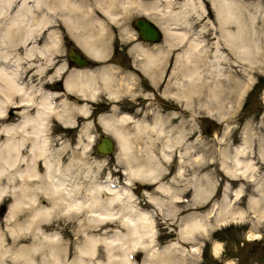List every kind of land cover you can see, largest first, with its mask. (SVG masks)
Instances as JSON below:
<instances>
[{
    "label": "bare ground",
    "instance_id": "obj_1",
    "mask_svg": "<svg viewBox=\"0 0 264 264\" xmlns=\"http://www.w3.org/2000/svg\"><path fill=\"white\" fill-rule=\"evenodd\" d=\"M161 1L165 5L160 9ZM137 12L162 30L166 39L161 45L149 47L137 42L134 36L126 34L127 19ZM156 14L164 17V22L154 18L153 15ZM189 15L197 17L198 21H206L216 32L204 48L200 46V40L188 36L191 32ZM58 20L64 23L65 35L88 57L99 62L91 69L75 68L66 71L62 83L65 92L74 94L72 101L58 98L57 93L40 90L37 94L29 92V83L20 82L17 76V65L19 67L21 62L29 64L34 72L42 75L50 69L49 80L58 75L65 62L55 65L52 53L59 48L61 36L50 26L58 24ZM255 23L260 25L256 27ZM174 25L175 29L181 28V32L172 31L171 27ZM111 26L117 27L119 33H123V39L127 37L126 41L132 52V64L137 66L142 77L149 80L152 88H157L158 80L165 78L163 90L170 87L167 90L168 95L182 109L190 106L192 99L197 97V104L209 114L213 108L220 109L224 99L222 97L230 95L229 88L239 81L235 82L230 77L227 91L223 89L222 93L220 81L216 79L219 74L216 72L223 71L225 76L229 75L226 68L235 67L231 59L245 65L252 61V57L257 58L259 54L255 49L259 39L261 46L258 47L264 49V0H182L176 3L173 0H92V3L87 0H0V198L6 195L10 202L8 217L5 220L0 219V264H92L99 258L106 260L99 264H136L135 260L141 254L144 255L142 264H156L161 261V255L154 248V217L149 211L130 201L132 197L130 198L129 188L133 180L141 186L151 183L153 192L172 199L168 213H181L179 205L182 206L184 198L180 192H173L170 182L162 180L166 172L162 163L171 160L172 145L176 141L182 142L184 131L174 139L167 130L163 133L157 113L150 123L143 118L133 119L124 112L99 118L103 131L109 133L117 142L121 154L117 163L121 164L113 172H107L104 180L98 181L94 178V185L88 182L89 186L71 181V175L64 171L70 169L71 162L63 165L61 157L52 160L47 153L44 131L48 127L49 116L62 126H73L74 120L78 119L75 118V112L81 117L87 115L86 100L92 101L100 93L111 104L110 108L114 109L120 94L119 87H128L131 83L129 81L137 76L133 73L134 70L122 73L108 64L111 61L108 46L114 42L108 39L111 37ZM178 42L184 45L186 43V48L183 46L180 51H171V48L177 47ZM251 52L254 53L252 56ZM208 54L214 61L215 78H207L209 76L206 77L198 71L200 64L210 62ZM170 55L173 59L172 66L168 62ZM8 67L12 69L9 70ZM176 75L179 81H171ZM163 90L162 93L165 94ZM54 96H57V102H54ZM172 111H169L171 116L175 114ZM218 114L216 112V116ZM125 121L130 122L137 135H140L136 138L139 139L141 135L147 137L149 144L144 151L145 159L141 157L144 161L135 159L130 147L133 144L130 145L127 140L125 126L122 129L117 125ZM151 133L155 137H167L160 143L159 152L161 151L163 159L159 155L156 157L157 153L154 155L152 148L149 149V145L154 143L152 138H155ZM86 137V145H90L94 137L90 134ZM247 152L236 149L235 167L223 168L229 178L225 184L226 193H229L232 183L246 179L249 173L250 180L254 169L257 170L253 161L241 160ZM182 155L178 154L177 177H183ZM259 157L264 160L262 150ZM262 167L261 163L258 171ZM101 168L102 164L97 163V174ZM120 168H123L122 185L115 183L110 177V173H117ZM93 174L87 175L86 179L91 176L93 178ZM146 195L149 202L160 205L157 198L148 193ZM224 198L220 208L217 207V210L213 209L205 215L207 223L212 219L217 224L226 223L244 214L234 210L233 203L227 199L228 194ZM248 207L256 213L257 208L253 203ZM258 215L260 219L264 218V210ZM198 225L195 222L190 226L193 229ZM68 227L73 228L71 233L77 238L83 237L82 245L67 246L54 238L63 230L68 231ZM181 235L184 242V233ZM107 237H116L118 241L107 243L104 241ZM186 240H194L190 232ZM219 248V243L215 244L214 252ZM111 254L114 256L111 257ZM71 256L72 261L67 263ZM162 256L164 264H171L167 252Z\"/></svg>",
    "mask_w": 264,
    "mask_h": 264
},
{
    "label": "rangeland",
    "instance_id": "obj_2",
    "mask_svg": "<svg viewBox=\"0 0 264 264\" xmlns=\"http://www.w3.org/2000/svg\"><path fill=\"white\" fill-rule=\"evenodd\" d=\"M87 1L92 3V0ZM173 1L176 3L182 0ZM164 5L165 2L161 1L160 9ZM138 17H143V15L139 12L133 13L127 19V24H125V26L127 30L126 34L128 36H134L137 42H140L142 40L139 38L137 30L133 25L134 19ZM153 17L158 18L162 22H164L165 19L159 14H156V16L153 15ZM209 20L211 21L212 18L210 17ZM189 21L191 32L188 36H190V38L196 37L197 40H200V46H202V48L206 47L211 37L216 35L214 28L207 24L206 21H198L197 17L192 15H189ZM57 23L58 24H55L56 26L54 24L50 26L51 29L58 33L59 37L61 36L60 41L62 42L59 44V48L56 49L57 51L55 50L57 53H60L62 50L61 46L63 47L64 44L72 41L65 35L64 23H62L61 20ZM259 25L260 23L254 24L256 27ZM171 28L172 31L174 30L177 32H181L182 30L178 27L175 29V25ZM117 31V27L111 26L110 32L112 34L110 33L111 37L109 36L108 39L115 41L117 45H121L120 42H127V37L123 39L121 35L123 33ZM164 39H166L165 35H162L157 44L144 45L156 47L161 45L162 42L165 41ZM186 41L187 40H185V42ZM257 44L255 52H258L259 56H257V58L252 57V61H250L249 64L244 65L231 59L235 67L226 68V66H224L226 68L225 71H227L229 75L225 76L226 73L223 71H220V73L216 72L219 74L216 75V79L220 81L222 93L223 89L227 91L230 77L235 82L237 80L239 81L229 88L230 95L222 97L224 98L222 99L223 102L221 101L222 108L221 106L220 109L217 110L213 108L209 114L206 113V109H203L199 103L197 104V97L192 99L191 107L184 106V109H182L179 103L175 102L168 95V91L171 88L168 87L166 90H163L162 87L165 84V78H163L164 80H158L159 85L157 88H152L150 85H148L150 88H143V77L140 74V77L135 76L133 80L131 79L129 81V83H131L128 87H124L123 85L119 87L120 94L118 95L115 106H113L114 109L110 108L111 104L107 103L104 96L100 93L94 100H86L88 104L87 115L81 117L75 112V118L78 119L74 121L75 125L73 126H62V124L52 116L48 118V127L46 126L47 128H45L44 131V135L46 134L47 153L52 160L55 159V157H61L63 165L66 164V162H71L70 169H64V171L71 175V181H77L76 183L82 186H89L90 183L93 184V180H96L94 178H97L98 181L104 180L107 172H113V170L118 168L121 164L117 163L121 159V154H119L117 146L115 147L116 150L108 155H103L94 148V143L98 135L103 133L110 135L103 131L99 123V118L108 114L116 115L118 112H124L131 115L133 119L143 118L145 122L150 123L153 117L156 116L154 114L157 113L156 117H158V123L163 133L167 130L166 132L170 133L169 136L174 139L177 137L176 135L184 131L182 138L185 137L182 139V142L180 143L179 141L178 143V141H176L172 145L171 160L167 162L163 161L162 163L166 170L165 176H162V180L170 182L173 192H180V195L184 198L182 206L179 205L182 209L181 213H168V209L172 205V199L164 196V194L153 192L151 183L141 186L139 182L133 180L129 188L131 194L130 198L132 197L130 201L134 202L142 209L149 211L154 217L156 227L154 237L156 245L154 248H156L158 254L161 255V261L156 262V264H164L162 255H164L165 252L168 253L171 264H179L180 262L181 264H264V218L260 219L258 217V213L264 210V160L259 157V152L261 150L264 152V49L261 47L259 49L258 47L261 46L260 39ZM185 45L184 43L180 44V42H178L177 47L175 48L174 46V48L170 50L177 52L184 47L186 48ZM56 52L52 53V58L57 57ZM223 52L225 53V51ZM253 54L254 53H252L251 56ZM207 57L210 62L207 61L206 64H200L198 71L206 77L209 76L207 78H213L214 61L213 58L209 57V54ZM168 62H170L172 66L173 59L171 55L169 56ZM19 67H23L26 73L31 72L28 70L30 66L27 63L21 62ZM28 76V79H30L27 82L29 83V92L37 94L40 90L41 92L56 93L55 88H53V81L51 79L49 80L45 75H41L32 70V74ZM176 76L173 77L171 81L177 79L178 75ZM227 78H229V80ZM185 81L187 80L185 79ZM130 90H132V92ZM162 90L165 94L162 93ZM129 96L132 98H129ZM60 97H62V95H58V98ZM58 98L54 96V102H57ZM221 109L224 110L222 111ZM168 110H174L172 114L175 113V116H171ZM216 112L217 114L219 113V117L216 116ZM169 116L172 118H169ZM216 117L218 118L216 119ZM116 124L117 123H115V125ZM84 125L87 128L84 127ZM117 125L122 129L124 126H127L126 128L124 127V131L125 133L127 132V140L130 141V145L133 144L130 146L132 148L131 153H134L133 155L136 156V158H134L137 161H144V153H146L144 151L147 150L149 144L147 137L141 135L139 139L136 138L140 135H137L135 129L128 121L118 123ZM87 134L94 137L90 145H86ZM135 134L136 136H134ZM152 137H155V135L152 134ZM165 138L167 137L156 136L152 138L154 143L149 145V149L152 148L154 155L157 153L156 157L159 155L160 159H163L161 151L159 152L161 147L160 143L164 142ZM142 141L145 142L146 146ZM115 143L117 145L116 140ZM85 145L86 147L84 148L83 146ZM143 148L145 150H143ZM238 148L248 151L247 155L241 160L253 161L257 170L255 171L254 169L253 177L250 180L248 179L251 175L249 173L246 179L243 178L242 180L232 183L233 185H231L229 193H226L225 184L229 178L225 175L223 168L231 169L235 167L234 155L235 150ZM138 150H140V153ZM179 153H181V155L184 153L182 155L184 156V164H182L181 170L183 177H177L176 174ZM141 157L144 159H141ZM97 163L102 164V168L98 174L96 171ZM261 163L263 167L258 171V167ZM122 171L123 168H120L117 173H110L111 180L119 185H122V181L124 180ZM91 173H94L93 178L91 176L90 179H86L87 175L89 176ZM170 178L173 179L171 180ZM145 192L157 198L160 205L156 206L149 202L148 196L146 195L147 193ZM227 194V199L230 200L231 204L233 203L232 207L234 210L244 212V214L242 216L238 215L226 223L222 222L221 224H217L214 219L207 223L205 215H207L208 212H212L213 209L217 210V207L223 204V198ZM236 194H238V196ZM236 196L241 198L238 199ZM224 201H226L225 198ZM234 201L238 202L234 203ZM9 203L6 195L0 198L1 220H5L8 217ZM252 203L257 208L256 213H253L248 207V205ZM195 222L199 224L197 226L199 228L195 226L191 229L192 226L190 225ZM62 227L64 228L65 226ZM72 229V227H68V231L63 230L54 238L67 246L71 244L73 247L82 245L84 243L83 237L77 238L71 233ZM189 232L194 238L192 241L186 240ZM53 233H55V231H53ZM182 233H184L185 236L184 242L181 235ZM104 241L113 243L117 242L118 239L116 237H107ZM217 243H219L220 248L217 252H214V246ZM112 256L114 255L111 254V257ZM136 259V264H142L144 255L141 254L137 256ZM71 261L72 256L68 258L67 263ZM99 262L105 263L106 260L104 258L95 259L92 264H99Z\"/></svg>",
    "mask_w": 264,
    "mask_h": 264
},
{
    "label": "flooded vegetation",
    "instance_id": "obj_3",
    "mask_svg": "<svg viewBox=\"0 0 264 264\" xmlns=\"http://www.w3.org/2000/svg\"><path fill=\"white\" fill-rule=\"evenodd\" d=\"M133 25L135 26V19L133 21ZM139 38H140V36H139ZM61 42L62 41H60V44H61ZM114 42L109 43V46H108V51L109 52L111 51L110 53L108 52V56L111 59V61H109L108 64L112 65L113 67H116V69L118 71H121L122 73L129 72V71L130 72H133V70H134L133 73L135 75H137L138 77H140V73L138 71L139 69L137 68V66H135L134 64H132V52L129 50V45H128L129 43H127V42H120L121 45H117V43H114ZM140 42H142V44L155 45L159 41H157V42L140 41ZM70 46L71 47H76V45L73 42H68V43L64 44L63 47L61 46V48H62L63 51L61 50L60 53H57V57L52 58V60L55 61V63H56L55 65H57L58 63H62L63 64L64 62H65V64L60 69V72L58 73V75H55V77L54 76L51 77V80L53 81L52 83H54L53 84V88H55V90H56L55 92L57 93V95H62L63 94L62 97H60V98H64L66 100L72 101V100H74V97H75V96H73L74 94L73 93H69V92H65L64 91V88H63V83L62 82H63V78H64L65 74L67 73L66 71L71 70V69H75V68H87V69L89 68V69H91V68L96 67L99 62L97 60H95V59L89 58L88 59V62L86 64H84V65H77L67 55L68 54V49H69ZM62 61H64V62H62ZM9 67H11V66H9ZM9 67H8V69H9ZM25 68H29V67H25ZM11 69L12 68H10L9 70H11ZM16 70H17V76L19 77V81L20 82L22 81V83H24V82H28V80H30V79H28L29 78L28 75H31L32 74V69L31 68L28 69L31 72H27V73L24 72L25 69L23 67H18L17 66V69ZM20 71H21V73H20ZM49 71L51 73V70L49 69L43 75H45L46 77H48L49 74H50ZM20 77H21V79H20ZM142 85H143V88H149V86H148L149 85V80L143 77Z\"/></svg>",
    "mask_w": 264,
    "mask_h": 264
},
{
    "label": "water",
    "instance_id": "obj_4",
    "mask_svg": "<svg viewBox=\"0 0 264 264\" xmlns=\"http://www.w3.org/2000/svg\"><path fill=\"white\" fill-rule=\"evenodd\" d=\"M135 27L138 35L145 41H158L160 39V29L146 18L135 19ZM68 57L71 58L77 65H84L88 62L85 54L76 47H69ZM95 150L103 155H108L115 150V143L111 136L100 134L94 144Z\"/></svg>",
    "mask_w": 264,
    "mask_h": 264
}]
</instances>
